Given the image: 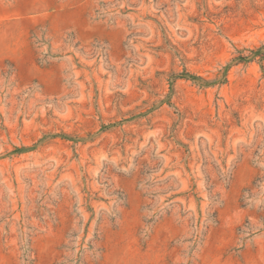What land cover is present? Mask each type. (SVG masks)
I'll use <instances>...</instances> for the list:
<instances>
[{"label": "rangeland", "instance_id": "374dc122", "mask_svg": "<svg viewBox=\"0 0 264 264\" xmlns=\"http://www.w3.org/2000/svg\"><path fill=\"white\" fill-rule=\"evenodd\" d=\"M262 47L264 0H0V264H264Z\"/></svg>", "mask_w": 264, "mask_h": 264}, {"label": "trees", "instance_id": "16d2710c", "mask_svg": "<svg viewBox=\"0 0 264 264\" xmlns=\"http://www.w3.org/2000/svg\"><path fill=\"white\" fill-rule=\"evenodd\" d=\"M256 57H259L260 60L264 61V47L258 49L256 52L253 51L252 52V55L251 56H240L239 58H237V61H250L252 59H255ZM177 77H186V78H189V79H192V80H202V78L200 77H196V76H191L190 74H181V75H177L175 76L174 78H177ZM204 81V80H202Z\"/></svg>", "mask_w": 264, "mask_h": 264}]
</instances>
